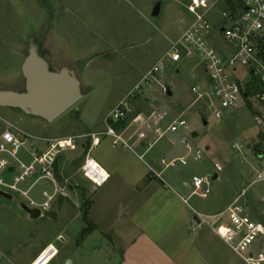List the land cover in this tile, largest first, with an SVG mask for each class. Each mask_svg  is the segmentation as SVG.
Here are the masks:
<instances>
[{
    "label": "rangeland",
    "instance_id": "374dc122",
    "mask_svg": "<svg viewBox=\"0 0 264 264\" xmlns=\"http://www.w3.org/2000/svg\"><path fill=\"white\" fill-rule=\"evenodd\" d=\"M189 2L0 0V89L24 90L25 78L21 66L33 39L38 44L40 54L50 56L51 68L67 66L74 71L83 92V97L77 103L51 122L26 114L18 108L0 106V134L9 124L31 136L43 134L50 137L105 127L103 117L108 109L140 81L170 48L171 41L180 38L193 21L194 16L186 8ZM222 2L219 1L215 12L224 9ZM157 3L160 4V12L154 16L152 12ZM193 65L190 61L176 66L168 63L167 74L163 78L167 91L147 85L133 102L135 112L143 111L150 115L161 111L168 116L163 125L162 121L155 125L152 119L142 124L147 134L155 131L156 127L162 131L172 120L183 118L187 121L185 127L165 134L177 140L178 146H184L181 142L184 136L194 150L202 151L199 160H193L192 154H189L186 166L167 169L162 176L171 185L178 183L182 186V181L190 183L194 175L209 174L212 177L217 173L218 177L212 179L211 191L206 197L193 195L188 199L197 211L204 214L221 209L231 195L243 189H246L250 205L257 210L261 206L259 199L264 192V182L249 184L254 177L252 164L260 155L264 156V132L254 118L258 104L241 102L237 107L228 109L221 120H217L212 108L203 102H194L190 87L201 80L192 77ZM198 74H201L200 69ZM243 76L245 78V74ZM261 107L264 110V104ZM134 115L118 124L126 134L132 136L136 135L138 129V125L132 123ZM204 120L207 124H203ZM160 131H155L158 137ZM194 132L197 136H193ZM151 138L154 140V137L150 136L149 139L147 135L148 141L152 142ZM65 140H61L62 145H65ZM31 141L36 139L30 138L28 145ZM234 143L244 145L243 150L235 151L232 147ZM69 150L72 149L60 152L57 158L55 176L59 186L65 187L67 192V195L58 197L68 198L69 187L76 180L82 179L88 186V181L77 169L82 151L77 150L71 157L67 153ZM18 156L26 163L30 161L25 149H21ZM216 165L221 166L219 172ZM32 180L28 179L24 185L27 186ZM46 182L39 181L34 191H40ZM182 187L186 193H190L188 185ZM46 188H51V184ZM79 194L78 197L84 195ZM91 194L88 192L87 196ZM24 203L25 200L18 193H12L11 198L0 195V264H28L33 250L40 243L55 238L58 241L53 243L60 252L56 264L62 263L68 242L61 241L66 236L59 230L67 219L72 221L73 204L67 199V215H71L61 220L57 207L52 209L53 206L44 216L30 218L22 208ZM84 206L82 211L85 210ZM81 225L80 219L73 220L70 231ZM256 247H264V236ZM256 247H252L253 251L257 250ZM219 248L230 264H244L241 256L230 247L221 243Z\"/></svg>",
    "mask_w": 264,
    "mask_h": 264
},
{
    "label": "built area",
    "instance_id": "2783aa9c",
    "mask_svg": "<svg viewBox=\"0 0 264 264\" xmlns=\"http://www.w3.org/2000/svg\"><path fill=\"white\" fill-rule=\"evenodd\" d=\"M222 0H190L187 11L194 18L183 31L180 38L171 41L170 48L156 61L127 94L118 101L104 116L107 134L114 137V144L132 147L129 138L115 132L112 123L122 121L134 114L132 123L138 125L136 137L148 147L147 132L142 124L152 119L159 125L166 117V112H153L148 115L143 111L135 112L133 102L142 93L144 86L155 85L167 91L163 78L167 74V64L179 65L193 62L192 77L200 79L190 87L194 102H203L213 109L214 117L221 120L228 109L239 103L258 104L255 121L264 132V0H223L225 7L215 12ZM198 69L201 74H198ZM245 74V78H243ZM185 119H174L165 128L156 127L159 137L167 132H176L185 127ZM93 135V134H92ZM36 138L17 128L13 124L0 134V191L6 194L18 193L25 200L24 205L38 209L39 217L44 216L59 195H67L66 188L59 186L54 171V163L60 152L75 148V138L68 137V144L62 145L60 139L49 140L44 151H38L28 145L29 139ZM181 142L188 153L181 157L160 158L163 171L181 169L188 164V155L199 160L200 149L194 150L190 141L181 137ZM235 151H242L244 145L234 143ZM25 149L30 156L26 163L19 156ZM254 177L249 185L264 182V156L260 155L251 166ZM221 170L216 165V171ZM153 173H157L151 168ZM80 174L92 185L100 187L109 178L107 171L93 158L86 154L79 168ZM160 175V173H157ZM30 184H24L28 179ZM213 176L209 174L192 176L191 182H184L190 187L189 196L206 197L211 191ZM41 180H47L51 188L41 190V199L33 195L34 188ZM260 208L253 209L247 197L246 189L239 192L221 210L213 214H204L194 210L199 223L210 226L215 233L237 254L244 264H264V247L256 244L264 236V192L260 195ZM257 248L253 251L252 247ZM58 254L53 244H48L28 264H49Z\"/></svg>",
    "mask_w": 264,
    "mask_h": 264
},
{
    "label": "crops",
    "instance_id": "0c3cea01",
    "mask_svg": "<svg viewBox=\"0 0 264 264\" xmlns=\"http://www.w3.org/2000/svg\"><path fill=\"white\" fill-rule=\"evenodd\" d=\"M112 127L115 132L130 139L131 148L114 144V137L106 133V125L79 134L54 137L34 135L36 141H32V146L38 151L47 149V139L74 137L75 148L67 153L72 157L77 150L82 151L77 169L86 154L90 153L109 174L106 183L100 187L88 180V186L82 179L76 180L69 187L68 198L58 197L53 202L52 209L57 207L61 220L72 214V221H82L80 227L70 231L72 221L67 219L59 230L66 236L61 241L68 243L63 251V262L58 264H109L111 261L112 264H230L219 248L221 243L228 245L210 226L199 223L194 212L196 209L189 203V193L182 187L186 181L181 182L182 186L178 183L173 186L162 176L160 158L186 155L185 145L178 146L173 137L167 134L158 137L152 131L148 136L149 139L150 136L154 137V140L151 138L153 141L148 147L135 135L126 134L122 127ZM151 168L160 175L153 173ZM48 182L46 184L50 187ZM46 184L42 189L47 187ZM41 190L33 193L37 199H41ZM88 192L92 193L89 197ZM78 193L84 195L79 194L78 197ZM237 194L231 195L222 208ZM67 199L73 204V213L69 215ZM86 200L90 201L88 206L85 205ZM83 205L87 210L85 215ZM221 209L206 213L213 214ZM57 241L55 238L40 243L33 250L29 262L44 246L54 245L53 242ZM57 249L58 254L49 264H56L60 254L59 247Z\"/></svg>",
    "mask_w": 264,
    "mask_h": 264
},
{
    "label": "water",
    "instance_id": "95a60500",
    "mask_svg": "<svg viewBox=\"0 0 264 264\" xmlns=\"http://www.w3.org/2000/svg\"><path fill=\"white\" fill-rule=\"evenodd\" d=\"M160 4L157 3L152 14L158 15ZM25 78L22 91L0 89V106L18 108L24 113L38 116L51 122L67 111L82 97L81 84L73 70L67 66L53 69L50 56L40 54L38 44L31 39L28 53L21 66ZM203 124H207L204 120ZM196 136V133H193ZM218 174L213 175L216 179ZM0 195L11 198L10 194L0 191ZM32 218L39 217L38 209L24 206Z\"/></svg>",
    "mask_w": 264,
    "mask_h": 264
},
{
    "label": "trees",
    "instance_id": "16d2710c",
    "mask_svg": "<svg viewBox=\"0 0 264 264\" xmlns=\"http://www.w3.org/2000/svg\"><path fill=\"white\" fill-rule=\"evenodd\" d=\"M118 124H120V125H121L120 121H119V122H117V124H115V123H112V125H113V126H115V127H117V128L119 127V125H118ZM57 158H58V157H57ZM57 158H56V160H55V163H54V171L56 170V165H57ZM89 203H90V201H89V200H86V201H85V205H86V206H88V205H89ZM253 209H254V208H253ZM86 211H87V210H86ZM86 211L84 210V212H83V213H84V215L86 214Z\"/></svg>",
    "mask_w": 264,
    "mask_h": 264
},
{
    "label": "bare ground",
    "instance_id": "6f19581e",
    "mask_svg": "<svg viewBox=\"0 0 264 264\" xmlns=\"http://www.w3.org/2000/svg\"><path fill=\"white\" fill-rule=\"evenodd\" d=\"M63 142H64L65 145L68 144V140H65V141H63Z\"/></svg>",
    "mask_w": 264,
    "mask_h": 264
}]
</instances>
